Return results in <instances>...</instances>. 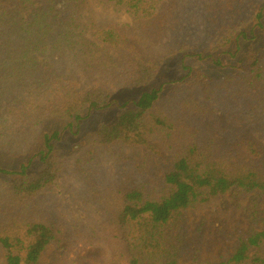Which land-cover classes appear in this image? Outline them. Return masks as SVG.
Here are the masks:
<instances>
[{"label": "trees", "instance_id": "obj_1", "mask_svg": "<svg viewBox=\"0 0 264 264\" xmlns=\"http://www.w3.org/2000/svg\"><path fill=\"white\" fill-rule=\"evenodd\" d=\"M110 12L127 14L136 29L95 25L96 15ZM198 24L212 27L202 47L207 55L198 57L221 74L184 66L177 91L148 88L163 61L155 46ZM244 43L256 48L240 54ZM188 47L185 40L175 52ZM67 62L84 81L59 69ZM132 89H140L137 97L113 120L99 122L74 159L82 200L101 220L85 230L61 213L48 214L42 193L67 166L63 144L88 115L115 103L114 91ZM219 115L240 128L230 126L224 141L199 126L203 117L215 126ZM261 141L264 0H0V155L22 154L9 169L0 165L5 264H42L50 244L56 251L49 264H67L72 248L86 264H180L188 208L225 193L264 195ZM123 149L131 152L122 155ZM165 152L172 164L154 185L149 161ZM103 156L119 165L106 182L93 170ZM245 216L246 236L218 264H264L261 202L251 200Z\"/></svg>", "mask_w": 264, "mask_h": 264}, {"label": "rangeland", "instance_id": "obj_2", "mask_svg": "<svg viewBox=\"0 0 264 264\" xmlns=\"http://www.w3.org/2000/svg\"><path fill=\"white\" fill-rule=\"evenodd\" d=\"M34 6L40 7L41 4L36 3ZM24 15L26 14L24 13ZM182 20H185V10ZM108 21L128 26L131 29L133 28L131 31L136 29L133 27L131 18L125 13L116 15L110 12L107 17L96 15L94 19V23L97 26L105 25ZM211 29V25L203 29L202 26L198 24L194 28L186 29V31L185 28L181 27L174 32H170L167 36L168 38L164 36L162 41L158 43L154 49L158 56L163 57V61L158 68L155 79L148 88L163 86V89L167 90L168 87L171 86L174 91H177V82L185 74L184 69L183 71L181 70V67L184 66H190L210 76H219L221 72L209 63V59H201V57L207 55V53L202 50V47L205 45ZM185 40L186 43H189V47L186 50L184 48L183 52L177 53V50L185 47ZM255 48L253 43H244L240 54H247ZM225 63H227V61L224 60V64ZM59 69L72 70L84 81V78L80 74V70L77 67H72L68 62L59 67ZM146 89L147 88H142L141 90ZM139 91L140 89L114 91L113 101L115 103H112L106 109L95 111L88 115L81 121L78 130L79 133L75 137H70L69 140L63 144V149L69 152L67 166L55 186L42 193L47 203L46 205L50 203L46 208L48 214L56 212L61 213L70 218L81 228L85 230H94L97 223L101 220V213L94 206L83 202L84 188L77 178L78 171L73 166L75 162L74 159L80 154L86 138L94 131L96 125L102 121L107 122L113 120L117 112L121 110V106L133 101L137 97ZM174 91H169L171 96L177 94V92ZM130 105L132 104L129 103L128 106ZM201 119L202 122L199 126L202 129H210L211 132L216 134L220 141H224L225 136L228 135V131H230V126L233 128L231 129L233 132L240 129L231 123L233 122L232 119L223 115L218 116L215 126L211 125L205 117ZM244 131L250 133L249 130H243V132ZM261 144L264 147L263 141H261ZM130 152L129 149H123L122 155H127ZM21 155L20 153L13 156L14 159L12 160L19 159ZM12 160L3 158L0 155V165L8 169L13 167ZM171 164L172 156L169 152H165L158 158L154 157L150 159L147 176L154 185L160 183L162 175L170 168ZM118 166L117 163L103 156L100 158L99 165L93 170H100L96 178L106 182L115 177L119 169ZM253 199L259 200L261 202V207L264 208V195H259L257 192L238 193L236 195L225 193L224 195L214 196L208 201L200 203L193 208H188L186 211L187 234L185 236V253L180 258V264H218L225 258H228L233 252L238 239L246 236L248 224L245 216V207ZM80 249L82 253L89 250V248ZM78 250L79 249L72 248L69 253L66 254L64 260L67 264L75 263L74 260H79L76 258L75 254ZM55 251L56 246L54 244L48 245L40 257V262L42 264H49ZM194 257H196L195 260ZM78 263L86 264L83 259H80ZM0 264H5L4 251L1 247ZM89 264H91L90 261Z\"/></svg>", "mask_w": 264, "mask_h": 264}]
</instances>
